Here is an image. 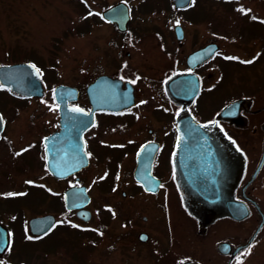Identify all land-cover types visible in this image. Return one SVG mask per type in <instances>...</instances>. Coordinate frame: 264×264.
Returning a JSON list of instances; mask_svg holds the SVG:
<instances>
[{
  "label": "rangeland",
  "instance_id": "obj_1",
  "mask_svg": "<svg viewBox=\"0 0 264 264\" xmlns=\"http://www.w3.org/2000/svg\"><path fill=\"white\" fill-rule=\"evenodd\" d=\"M121 1L132 11L126 33L118 32L116 25L101 19L104 10ZM192 3L193 9L185 13L176 12L172 0H0V65L31 62L41 73L45 91L42 98L20 99L0 86V112L6 122L5 131L0 135V222L11 233V245L0 255V264L11 262L8 260L19 262L24 258H47L50 264H137L145 259L124 261L117 245L119 238L116 236L114 242L108 238L107 224H121L123 208L141 206L142 202L147 206L139 193L129 198L122 196L127 180H130L126 172L130 170L128 163L123 160L119 166L112 163L108 167L106 162L95 160L79 173V184L86 186L91 196L87 208L93 216L85 224L75 212L64 208L63 193L74 179L57 181L48 174L42 140L58 128L53 89L59 84L77 87L85 101L87 84L98 75L106 74L132 80L141 97H160L163 91L156 81L145 77L149 73L145 67L156 65L160 68L162 63L166 68L170 67L168 57L158 55L155 60L156 50L158 53L160 48L181 58L173 35L176 24L183 25L189 39L194 36L198 44L218 42L222 51L227 50L225 56L234 52L250 58L256 52L258 46L252 43L257 39L253 38L249 44L240 41V23L237 21H242L246 13L264 19V0L235 3L193 0ZM196 15L207 19L189 23L188 18ZM248 25L243 26L247 37L255 32V25L249 29ZM223 63V58L219 57L204 70L206 87L201 100L207 108L250 93L248 83L251 82L241 77L249 80L264 71L261 64L254 67L253 59L230 58L225 62L221 85L218 88L210 86L215 84L217 76L220 77ZM139 131L133 129L128 134L105 135V139L137 138ZM108 206L116 208L110 221L106 212ZM47 214L55 215L58 221L51 235L55 241L49 253L42 251L44 240H29L27 225L30 218ZM180 259L176 258V264ZM215 260L221 264L223 259ZM143 262L148 263V259ZM234 264H264V258H239Z\"/></svg>",
  "mask_w": 264,
  "mask_h": 264
},
{
  "label": "flooded vegetation",
  "instance_id": "obj_2",
  "mask_svg": "<svg viewBox=\"0 0 264 264\" xmlns=\"http://www.w3.org/2000/svg\"><path fill=\"white\" fill-rule=\"evenodd\" d=\"M238 1L243 0H226V2L233 3ZM193 7L194 4L191 3L183 11H175L188 13ZM242 17V21H237L240 23V30H237L238 34L240 32V41L244 40L245 44H249V42L252 43V40L257 39V41H253L252 45L257 44L258 47L250 58H245L243 55L234 52H228L230 55L225 56L224 51L226 49L222 51V46L216 41L198 44L194 41V36L189 39L183 25L176 24L173 28V35L177 42V48H180L179 55L181 58L178 59L176 53L173 54L160 48L158 53L156 50L155 60L159 57L158 55H163L162 58L168 57L170 67L166 68L164 63L160 65V68L156 65L145 67V70L149 72L146 73L147 75L145 74V77L160 85V89L163 91L160 97L154 99L141 97L132 80L111 76L121 80L120 91L122 92L127 90V84L130 85L134 94L133 101L131 105L127 106L125 104L129 100L126 99V96H122L119 104L113 105L116 107L115 110L97 109L94 111V124L87 128L82 135L88 165L78 173L61 180L54 178L48 172L46 163L45 139L60 129L61 117L59 106L56 103L59 116L58 128L44 136L42 140L43 158L48 174L57 181L73 178L74 183L70 185L72 187L81 185L79 184L81 178L78 175L88 168L92 161H104L110 167L112 163L119 166L121 161L125 160L130 168L129 171L126 170L130 180H127L126 190L122 191V196L129 198L130 195L139 193L146 201L145 205L147 206H144L142 202L141 206L132 207L128 205L123 208L121 224L113 222L107 224L109 240L114 242L116 236L119 238L117 245L120 246V258H125L124 261H127L128 258H145L143 261L148 259V263L140 261L137 264H176V258H181L179 264H219L215 258H222L221 264L224 262L228 264L231 258H235L232 261L234 264L239 258H264V161H262L264 157V71L262 69L263 74L259 73L254 76V81L253 78L247 80L241 77L246 82H251L248 83L250 87L253 86L252 88L248 87L250 93L238 97L234 96L222 105L214 106V108H207L205 102L201 100L206 87L204 70L219 57L223 58L224 68L222 67L220 77L217 76L215 84L210 85L217 86V88L221 85L225 74V62L230 58H238L243 61L253 59L255 68L260 64L264 66L261 63L262 55L264 56V39L262 38L264 19L252 13L243 14ZM250 17L254 19L253 23ZM204 19L207 17L196 15L188 18V21L191 23ZM212 24L215 27L213 21ZM246 24L255 25V32L249 33L248 37L244 36L245 28L243 26ZM177 25H181L184 29V37L180 41L177 40L175 33ZM210 44L217 46L215 53L205 60L194 63L192 55ZM253 69L249 71L252 72ZM243 70L241 71L243 72ZM177 74L189 75L199 83V92L189 110L191 115L201 123L213 122L216 115L226 105L239 99H245L233 118L218 122V129L232 142L239 153H243L246 159L243 179L232 187L235 210L240 214L241 206L244 205L245 207L246 213L243 217H223L209 224H204L190 214L185 206L174 164L178 139L176 124L182 106L170 100L165 92V83ZM95 79L96 77L93 80ZM123 99L125 104L120 106ZM69 105L82 109L87 114L93 110L88 95H86V100L82 101L80 91H78L77 99L70 101ZM5 128L6 122L4 121V131ZM133 129L140 130L137 133V138H126L124 141L114 137L105 139V135L128 134ZM146 145L148 148L145 154L150 159H143L142 162L151 164L147 173L151 172L154 181L157 183L155 191H147L134 175L137 166V154ZM258 168L257 175L252 179ZM77 178H79L78 183ZM114 210L116 208L112 206H108L106 209L109 221L113 220ZM84 223L87 224L88 222ZM57 226L58 221L56 226L43 238L44 246L55 241L54 236L51 235ZM118 226L120 227L116 229ZM113 231L116 232L113 233ZM112 244L110 243L113 247ZM46 251L49 253L52 249ZM8 261H11L10 264H50L47 258H24L23 261L19 262L17 260ZM124 263L127 264V262Z\"/></svg>",
  "mask_w": 264,
  "mask_h": 264
},
{
  "label": "water",
  "instance_id": "obj_3",
  "mask_svg": "<svg viewBox=\"0 0 264 264\" xmlns=\"http://www.w3.org/2000/svg\"><path fill=\"white\" fill-rule=\"evenodd\" d=\"M191 1L173 0V3L176 9H184ZM102 17L107 22L116 24L120 32H125L131 19L130 8L125 2H118L103 11ZM175 32L177 39L182 40L183 27L176 26ZM216 50L215 44L207 45L194 53L192 59L194 63L195 61L200 62L211 57ZM0 84L26 97L44 95L40 72L31 63L0 65ZM121 84V80L107 75H101L88 84L86 93L93 106L90 114L69 105L70 101H75L78 97L77 88L63 84L55 87L54 97L59 105L61 117L60 129L45 139L47 168L54 177L64 179L87 167L88 159L84 152L82 135L94 124V111L97 109L115 110L116 107L113 105L119 104L122 96H126L129 101L125 104L123 99L120 106L124 104L129 106L133 101V89L127 84V90L122 92L120 91ZM199 89L198 81L185 74H177L165 83L166 95L170 100L182 106L177 117L178 139L174 157L178 184L182 189L185 206L190 214L201 223L209 224L218 218H238L246 213L244 205L241 206L240 214L235 210L232 188L234 184L237 185L243 179L246 159L243 153H239L232 142L218 129V122L233 118L245 99H239L226 105L216 115L213 122L200 123L189 110ZM77 109L80 111H76ZM3 129L4 122L0 114V133ZM78 144L81 145L78 146ZM147 148L148 145L143 146L137 154V167L134 175L147 191H155L157 183L151 172L147 173L151 164L142 162L143 159H150L145 154ZM258 171L259 168L252 179ZM76 181H79V178ZM89 202L90 196L85 186H73L64 193L66 209L76 210L77 217L85 222L90 221L92 216V213L85 208ZM28 224L32 235H43L54 226L55 217L51 214L33 217ZM9 240L8 230L0 223V254L8 248ZM233 259L231 258L228 264H231Z\"/></svg>",
  "mask_w": 264,
  "mask_h": 264
},
{
  "label": "trees",
  "instance_id": "obj_4",
  "mask_svg": "<svg viewBox=\"0 0 264 264\" xmlns=\"http://www.w3.org/2000/svg\"><path fill=\"white\" fill-rule=\"evenodd\" d=\"M61 203V202H60ZM52 204H58V203H52ZM62 207V206H61ZM40 241V240H39ZM33 242H35V241H33ZM38 242V241H37ZM54 244V241H52L50 244H48L47 246H44V243L41 245V247H42V251H44V250H51L52 249V245Z\"/></svg>",
  "mask_w": 264,
  "mask_h": 264
},
{
  "label": "snow or ice",
  "instance_id": "obj_5",
  "mask_svg": "<svg viewBox=\"0 0 264 264\" xmlns=\"http://www.w3.org/2000/svg\"><path fill=\"white\" fill-rule=\"evenodd\" d=\"M54 94H55V90H54ZM76 111H80V110L77 109ZM29 239H31V237H29Z\"/></svg>",
  "mask_w": 264,
  "mask_h": 264
}]
</instances>
